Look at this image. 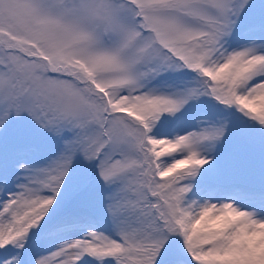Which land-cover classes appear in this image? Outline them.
Here are the masks:
<instances>
[{
	"label": "snow or ice",
	"instance_id": "snow-or-ice-1",
	"mask_svg": "<svg viewBox=\"0 0 264 264\" xmlns=\"http://www.w3.org/2000/svg\"><path fill=\"white\" fill-rule=\"evenodd\" d=\"M0 264H264V0H0Z\"/></svg>",
	"mask_w": 264,
	"mask_h": 264
}]
</instances>
